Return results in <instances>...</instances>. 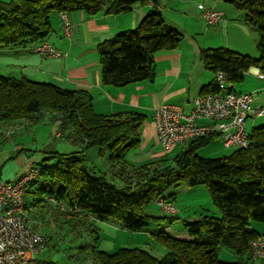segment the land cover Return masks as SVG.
I'll list each match as a JSON object with an SVG mask.
<instances>
[{
  "label": "trees",
  "instance_id": "trees-1",
  "mask_svg": "<svg viewBox=\"0 0 264 264\" xmlns=\"http://www.w3.org/2000/svg\"><path fill=\"white\" fill-rule=\"evenodd\" d=\"M159 2L0 0V50L32 48L48 41L55 32L52 19L65 12L81 11L96 16L108 7V14L120 15L131 12L138 3H152L156 9ZM225 2L245 12V22L259 34V58L225 48L201 51L204 67L215 75L223 73L227 83L234 87L253 67L259 68L264 76V0ZM184 39L181 32L168 26L159 11L151 10L137 28L98 45L102 85L121 88L154 80L156 54L177 50ZM233 87L226 89L236 93ZM225 91L215 78L202 89L201 95ZM45 115L56 117L60 129H68L64 137L76 145L82 144V150L69 154L45 152L47 165H37L41 172L25 195V213L35 231L42 234L39 221L44 214L52 213L59 218L61 228L76 235L75 238H84L82 234L88 233L87 239L91 237L92 242L80 249L91 251L94 264L251 263V245L261 236L251 228V222L264 223V127L254 128L249 134L248 147L234 149L230 155L217 158L198 155L199 150L221 139V134L215 133L183 145L173 159L164 155L134 167L126 157L141 145V127L147 119L144 114L130 111L98 114L89 92L0 75V140L4 137L2 129L38 123ZM95 147L109 154L108 163L112 170H119L114 175L119 181L114 182L106 173L98 174L87 165V151ZM20 155L18 151L16 157ZM181 185L206 186L221 212L220 218L203 215L198 220L183 222L194 240H179L162 231L153 233L152 240L168 252L162 260L140 248H121L114 253L98 249L99 230L95 221L114 223L136 233L145 230L152 221L166 220L172 224L178 220L165 214H149L147 209L156 206L159 197L173 203L174 198L165 197V193ZM49 243L47 239L48 247ZM223 248L239 260H222L219 251Z\"/></svg>",
  "mask_w": 264,
  "mask_h": 264
},
{
  "label": "crops",
  "instance_id": "crops-1",
  "mask_svg": "<svg viewBox=\"0 0 264 264\" xmlns=\"http://www.w3.org/2000/svg\"><path fill=\"white\" fill-rule=\"evenodd\" d=\"M194 1H198L197 8L194 12H189L190 3H194ZM178 2L183 3L182 6L179 7ZM168 3H171L170 8L166 6ZM203 3L208 8L224 13V21L215 26L207 25L198 7ZM158 5L156 9H153L149 3L144 5L138 3L134 5L131 12L120 15L108 14V7L96 16H88L81 11L73 12L69 15L74 25L72 39L64 37L61 18L56 16L51 21L55 32L49 37L48 41L64 54L63 57H44L39 53L32 52L31 47L28 46L0 50V61H4L8 67H12L15 70L14 72L19 73L17 75H21L20 78L25 77L33 82L52 83L65 89L89 92L93 97L94 110L98 114L110 115L124 111L144 114L147 119L141 127V145L126 157L131 166L138 167L164 156L163 152H158V149L154 147L155 143L161 147L155 128V109L162 104L180 106L184 112H190L194 108L195 100L201 95L202 89L213 83L216 78L212 71L204 67L201 60V51L223 48V46H220L219 41L223 35L221 30L224 28L231 29L233 24L228 20V17L238 15V13H234L215 0H160ZM151 10L159 11L165 21L166 18H169L168 15L182 16L183 22L178 24L180 28L169 24L168 26L176 30H184L191 36H186L177 50H166L156 54L157 74L154 80L130 84L121 88L102 85L98 45L121 32L137 28ZM182 10H185V12ZM206 26L213 27L214 30H207ZM194 36L212 37V39L200 42ZM233 90L237 94H253V106L255 108L264 107V76L259 68H251L245 74L243 81L234 85ZM261 118L264 117H250L247 120V132L249 134L254 128L261 126L262 123L259 121ZM202 123L208 124L205 121ZM71 142L74 141L71 139ZM80 147H82V144ZM52 151L56 150L48 146L42 150L43 154L40 156L45 159L48 156L45 152ZM100 155L105 156L106 154L104 151H100ZM37 158V156L27 158L21 154L18 157L21 164V173L15 180L32 168H36L39 165ZM111 167L107 169V172L94 165L91 169L98 172V174L106 173L108 179L112 178L114 182H117L119 177L116 178L114 175L119 174V170H112ZM118 184L124 185V183ZM42 219H46L47 222L59 223V218L56 219L52 213L44 214ZM29 221L31 223L30 219ZM161 223L163 221L157 223V231H160ZM95 225L99 230V241L96 246L100 251L108 253H114L127 245H139L140 240L143 238L139 234H144V231L129 232L114 223L95 221ZM251 228L264 236V226L251 224ZM39 229L44 235V224H39ZM59 230L63 235L69 236L68 242L64 243L72 246L73 249L78 250L84 243L89 244L92 242L91 237H89L88 242H82L83 239L88 237V233L82 234L83 237L85 236L84 238L80 236L75 238L76 235L66 231V228ZM157 231L154 229L149 235L152 237V234ZM57 232L58 230L54 231V233ZM78 241L81 246H74L73 244L77 245ZM46 251L47 249L44 252ZM89 252V249H81V252L76 253L77 255L81 253L78 257H70L73 264H94ZM43 253L37 255L30 264H58L41 258ZM219 257L229 262L239 260L238 256L225 251V249L219 251ZM250 264L261 263L251 261Z\"/></svg>",
  "mask_w": 264,
  "mask_h": 264
},
{
  "label": "built area",
  "instance_id": "built-area-1",
  "mask_svg": "<svg viewBox=\"0 0 264 264\" xmlns=\"http://www.w3.org/2000/svg\"><path fill=\"white\" fill-rule=\"evenodd\" d=\"M149 4L153 7L152 3ZM199 9L209 26L224 21L225 15L220 11L208 10L202 5ZM69 15L65 12L60 18L64 37L72 39L74 25ZM31 51L49 58L64 56L49 41L32 47ZM216 81L220 88L226 91L200 95L190 112H184L180 106L172 104H162L155 109V128L159 143L165 152L215 133L221 134V142L225 148L248 147L247 120L250 117H264V107L253 106L254 95L251 93L237 94L227 90L226 88H232L233 85L227 83L223 73L216 75ZM204 121L208 124H203ZM40 172L39 167L32 168L15 181H4L0 172V264H30L47 248V238L30 226L25 213V195ZM51 202L56 203L54 199H51ZM61 206L66 208L63 204ZM156 206L167 216L177 213L174 204L164 197L156 200ZM74 211L79 212L77 208H74ZM251 258L252 261L264 264L263 235L253 241Z\"/></svg>",
  "mask_w": 264,
  "mask_h": 264
},
{
  "label": "rangeland",
  "instance_id": "rangeland-1",
  "mask_svg": "<svg viewBox=\"0 0 264 264\" xmlns=\"http://www.w3.org/2000/svg\"><path fill=\"white\" fill-rule=\"evenodd\" d=\"M215 1L220 2L224 7H228V9H231V11H233L234 13H238L237 16L232 15L228 17V20L233 24V26L231 29L224 28L223 30H221L223 32V35L219 40L220 46H223V48L225 49H230L242 55H248L252 58H259V34L255 28L245 22V12L235 9L233 6L225 2V0ZM170 4L168 3L166 4V6L170 8ZM182 4L183 3L178 2L179 7L182 6ZM197 4L198 1L190 3L188 11L194 12L197 8ZM200 5L204 6L208 10H213L204 5V3ZM182 11L185 12V10ZM168 16L169 18H166L167 24H169L170 26H175L176 28H180V25L178 24H182V16ZM206 29L211 31L214 30L213 27L208 26H206ZM179 32H181L184 37L191 36L184 30H179ZM194 37L197 39V41L200 42L203 40L209 41L212 39V37ZM14 71L15 70L12 67L7 66L6 62L0 61V75L20 78L21 75H17L19 73H16ZM259 121L262 124L257 128L264 127V118H261V120ZM62 130L60 129L59 120H57L56 117L49 115H45L42 121L38 123L25 124L24 126H21V124H19L14 127L2 129L4 137L0 140V172L2 174L3 180L15 181V178L21 173V164L18 160L19 156L16 157V153L18 151H20V153L27 158L37 156V162L39 164L47 165V162L40 155L43 154L42 150H44V148L48 146H50L53 150H56L57 152L63 154L79 152L80 150H82V147H80V145H76L71 142V140L66 138L68 129ZM59 134H61L62 136L58 137ZM65 135L66 137H64ZM154 147L158 149V152H163L164 155H167L169 159H173L182 150L183 145L175 147L168 153L165 152L163 148L156 145V143ZM233 151L234 149L232 148H225L221 141H216L215 143L199 150L198 155L204 158H217L230 155ZM108 158V153L105 156L100 155V149L98 147L92 148L87 151V165L90 168L94 165L97 166L100 170L107 172V169L110 167ZM165 197L172 199L174 198V206L177 209V213L169 215V217H175L179 219L172 224L168 223V221L166 220H163V223L160 224V231H157V222L155 223L154 221H152L150 225L145 230H143L144 234H139L143 237L142 240H140L141 243H139V245H125V248H140L148 251L157 259L162 260L167 256L168 252L164 247L152 240V237L149 234L150 232H153L154 229L157 232L164 231L168 236L177 238L179 240L192 241L194 240V237L191 236L185 229L183 222L198 220L203 215H210L217 218L221 217V212L214 205L206 186L200 185L196 187H187L185 185H181L179 187H172L167 190V192L165 193ZM147 212L149 214H158L159 216L164 215L155 205H151L147 209ZM39 222L40 225L44 224L45 229L43 230V234L47 237V239H49L50 242L49 247L47 246V251L41 255V258H44L47 261L51 260L53 263L58 264H73V260L70 257H78V255H80L81 253H79L78 255L76 253L81 252V249H73L72 246L66 244L68 242L69 236L63 235L59 230L61 229V224L58 222H47L46 219L42 218ZM251 224L264 226V223L256 221L251 222ZM57 230L58 232L54 233V231ZM39 231L42 232L41 230ZM82 242H88V239L85 238L82 240ZM73 245L77 247L81 246L79 245V241L77 245ZM225 251L228 252L229 250L225 249ZM89 255L91 256V251L89 252Z\"/></svg>",
  "mask_w": 264,
  "mask_h": 264
}]
</instances>
